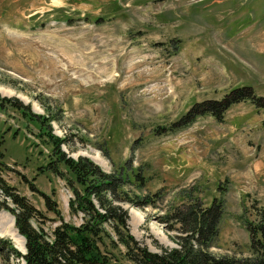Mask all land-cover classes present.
<instances>
[{
    "label": "rangeland",
    "instance_id": "rangeland-1",
    "mask_svg": "<svg viewBox=\"0 0 264 264\" xmlns=\"http://www.w3.org/2000/svg\"><path fill=\"white\" fill-rule=\"evenodd\" d=\"M243 86L264 97V0H0V237L19 249L6 192L47 234L83 221L49 166L58 137L66 157L122 176L117 190L132 202L117 204L148 250L178 246L174 205L220 196L207 251L251 256L245 221L264 209V106L239 101L221 121L192 112L180 124L193 104Z\"/></svg>",
    "mask_w": 264,
    "mask_h": 264
},
{
    "label": "trees",
    "instance_id": "trees-1",
    "mask_svg": "<svg viewBox=\"0 0 264 264\" xmlns=\"http://www.w3.org/2000/svg\"><path fill=\"white\" fill-rule=\"evenodd\" d=\"M245 100L255 106H264V97L254 95L250 87H238L220 100L208 99L193 104L180 124L192 121L193 118H189L192 112L221 121L230 104ZM44 133L50 136L48 131ZM60 142L61 139L55 137L48 144L52 154L49 166L60 174L72 192L67 204L69 213L81 214L83 221L78 225L61 221L47 234L43 228H34L30 224L35 218L32 206L23 197L6 192L15 206L11 212L13 225L24 238L25 253L16 250L8 238L0 237L3 264H9L10 258L22 259L24 264H123L113 253L114 249L119 250L118 246L122 247V257L131 264H264L263 208H259L256 223L245 221L251 256L243 260L213 256L207 251L218 230L223 208L220 196L213 197L206 206L198 197H188L174 205L168 216L175 225L174 230L180 233L176 239L178 246L161 248L160 252L150 251L129 234L126 212L117 204L132 202L130 197L117 190L122 176L100 170L87 157H66L59 149ZM1 188L7 191L0 180ZM2 207L6 208L0 201Z\"/></svg>",
    "mask_w": 264,
    "mask_h": 264
},
{
    "label": "bare ground",
    "instance_id": "bare-ground-1",
    "mask_svg": "<svg viewBox=\"0 0 264 264\" xmlns=\"http://www.w3.org/2000/svg\"><path fill=\"white\" fill-rule=\"evenodd\" d=\"M12 229H13L12 231L10 230L11 231L10 235L13 238L14 242L16 243L17 247L20 249L21 248L20 246H21V244H22L24 239L21 236H19L18 233H16V231H15V229L13 227V224H12ZM21 250H22V248H21Z\"/></svg>",
    "mask_w": 264,
    "mask_h": 264
},
{
    "label": "water",
    "instance_id": "water-1",
    "mask_svg": "<svg viewBox=\"0 0 264 264\" xmlns=\"http://www.w3.org/2000/svg\"><path fill=\"white\" fill-rule=\"evenodd\" d=\"M23 247H24V244H23Z\"/></svg>",
    "mask_w": 264,
    "mask_h": 264
}]
</instances>
